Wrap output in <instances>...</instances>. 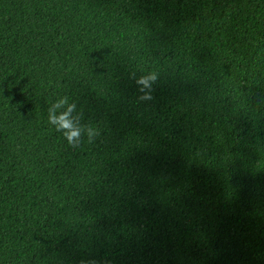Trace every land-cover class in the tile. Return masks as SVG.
<instances>
[{
  "label": "trees",
  "instance_id": "obj_1",
  "mask_svg": "<svg viewBox=\"0 0 264 264\" xmlns=\"http://www.w3.org/2000/svg\"><path fill=\"white\" fill-rule=\"evenodd\" d=\"M87 261L264 264V0H0V264Z\"/></svg>",
  "mask_w": 264,
  "mask_h": 264
},
{
  "label": "clouds",
  "instance_id": "obj_2",
  "mask_svg": "<svg viewBox=\"0 0 264 264\" xmlns=\"http://www.w3.org/2000/svg\"><path fill=\"white\" fill-rule=\"evenodd\" d=\"M157 80V74L155 72H148L145 75L136 79L137 85H139L140 91L143 93L141 99H150L151 88L153 83ZM148 91H145V89ZM76 109V103L69 102L68 96H60L55 103L48 109L47 121L54 129L61 133L67 144L70 146H79L82 141V133L87 134L88 140L91 141L95 137L99 136V129L90 125L84 128L80 124L79 115H74ZM85 264H95L94 261H87Z\"/></svg>",
  "mask_w": 264,
  "mask_h": 264
}]
</instances>
